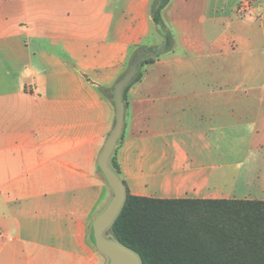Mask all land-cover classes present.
<instances>
[{
  "label": "crops",
  "instance_id": "0c3cea01",
  "mask_svg": "<svg viewBox=\"0 0 264 264\" xmlns=\"http://www.w3.org/2000/svg\"><path fill=\"white\" fill-rule=\"evenodd\" d=\"M168 0L171 42L126 92L113 150L130 193L264 200V0ZM154 0H0V264H105L91 224L132 48ZM112 152V153H113ZM109 164V162H108Z\"/></svg>",
  "mask_w": 264,
  "mask_h": 264
},
{
  "label": "trees",
  "instance_id": "16d2710c",
  "mask_svg": "<svg viewBox=\"0 0 264 264\" xmlns=\"http://www.w3.org/2000/svg\"><path fill=\"white\" fill-rule=\"evenodd\" d=\"M167 1L153 3V20L166 34V47L171 37L161 10ZM139 56L141 65L155 61L157 53L146 46L132 48L116 84ZM141 75L138 67L122 88L123 103ZM116 84L101 87L112 100ZM109 166L119 173L116 151ZM123 183L125 199L107 232L135 252L141 264H264V200L145 197L130 193Z\"/></svg>",
  "mask_w": 264,
  "mask_h": 264
},
{
  "label": "water",
  "instance_id": "95a60500",
  "mask_svg": "<svg viewBox=\"0 0 264 264\" xmlns=\"http://www.w3.org/2000/svg\"><path fill=\"white\" fill-rule=\"evenodd\" d=\"M166 42L167 38L165 37L163 44L156 51L162 50ZM140 60L141 56L135 59L130 70L126 72L115 86L114 102L116 106V120L113 130L103 145L98 160V170L104 176L106 183L111 187L113 193L104 209L94 217L91 224L90 239L94 246L109 258L107 264H141L140 258L135 252L119 243L110 234L108 236L106 235L108 233L107 230L120 211L125 199L124 183L108 164L109 158L122 131L124 103L121 99V90L135 74Z\"/></svg>",
  "mask_w": 264,
  "mask_h": 264
},
{
  "label": "rangeland",
  "instance_id": "374dc122",
  "mask_svg": "<svg viewBox=\"0 0 264 264\" xmlns=\"http://www.w3.org/2000/svg\"><path fill=\"white\" fill-rule=\"evenodd\" d=\"M253 1L254 0H251V5H250V9H251V7H252V3H253ZM237 7V6H236ZM250 9L249 10H247V11H245V12H237V11H235L236 13H235V15L238 17V18H243V17H245L246 15H248L249 14V12H250ZM161 19H162V15H161ZM163 21V20H162ZM160 27H161V25H160ZM160 47V46H159ZM158 47V48H159ZM158 48H156V49H154V51H155V53H157V56L156 57H158L159 56V54H160V52L159 51H156ZM149 63H143V64H141V65H138V67H139V70L142 72V70H145L146 69V66L148 65ZM137 67V68H138ZM106 235L108 236L109 234L108 233H106ZM109 262V258L108 257H106V259H105V264H107Z\"/></svg>",
  "mask_w": 264,
  "mask_h": 264
},
{
  "label": "built area",
  "instance_id": "2783aa9c",
  "mask_svg": "<svg viewBox=\"0 0 264 264\" xmlns=\"http://www.w3.org/2000/svg\"><path fill=\"white\" fill-rule=\"evenodd\" d=\"M251 0H239L236 11L237 12H245L250 9Z\"/></svg>",
  "mask_w": 264,
  "mask_h": 264
}]
</instances>
